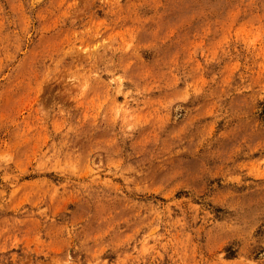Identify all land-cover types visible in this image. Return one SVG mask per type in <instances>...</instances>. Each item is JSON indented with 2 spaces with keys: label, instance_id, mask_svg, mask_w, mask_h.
<instances>
[{
  "label": "rangeland",
  "instance_id": "374dc122",
  "mask_svg": "<svg viewBox=\"0 0 264 264\" xmlns=\"http://www.w3.org/2000/svg\"><path fill=\"white\" fill-rule=\"evenodd\" d=\"M0 264H264V0H0Z\"/></svg>",
  "mask_w": 264,
  "mask_h": 264
}]
</instances>
